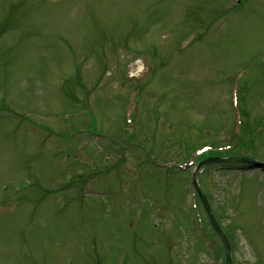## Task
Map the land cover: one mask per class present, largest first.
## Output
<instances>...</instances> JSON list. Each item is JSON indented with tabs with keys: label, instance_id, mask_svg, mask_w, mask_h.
I'll return each mask as SVG.
<instances>
[{
	"label": "rangeland",
	"instance_id": "obj_1",
	"mask_svg": "<svg viewBox=\"0 0 264 264\" xmlns=\"http://www.w3.org/2000/svg\"><path fill=\"white\" fill-rule=\"evenodd\" d=\"M210 157L264 161V0H0V264H227ZM197 181L264 264V165Z\"/></svg>",
	"mask_w": 264,
	"mask_h": 264
},
{
	"label": "water",
	"instance_id": "obj_2",
	"mask_svg": "<svg viewBox=\"0 0 264 264\" xmlns=\"http://www.w3.org/2000/svg\"><path fill=\"white\" fill-rule=\"evenodd\" d=\"M230 161H247V162H251V163H256L258 165H264V163L261 162H257L251 159H246L244 157H240V158H235V157H229V158H220V157H210L209 159H207L206 161H203L202 163L199 164V166L197 167L196 172L194 173L193 176V180H194V185L198 191V194L200 196V199L202 200L204 207L207 211V214L209 216V219L211 221V223L213 224L215 230L219 233L220 237L222 238V240L224 241L225 244V249H226V253H227V264H232L231 259H230V255H229V241L226 237V234L222 231V229L220 228V226L216 223L215 221V217L210 209L209 203L206 200V197L204 196V194L202 193L201 189H200V185L198 184L197 181V175L199 174V172L208 164L210 163H214V162H230Z\"/></svg>",
	"mask_w": 264,
	"mask_h": 264
}]
</instances>
